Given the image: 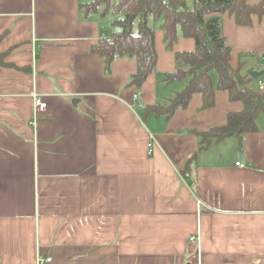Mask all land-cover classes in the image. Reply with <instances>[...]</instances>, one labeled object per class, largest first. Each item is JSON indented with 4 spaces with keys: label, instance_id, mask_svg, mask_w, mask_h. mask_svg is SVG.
Here are the masks:
<instances>
[{
    "label": "crops",
    "instance_id": "1",
    "mask_svg": "<svg viewBox=\"0 0 264 264\" xmlns=\"http://www.w3.org/2000/svg\"><path fill=\"white\" fill-rule=\"evenodd\" d=\"M90 1L0 0V264H264V114L242 149L213 142L183 173L200 142L190 130L225 124L242 103L217 91L202 109L195 93L169 119L142 116L139 103L166 105L187 85L164 74L195 40L180 33L169 49L157 26L156 72L138 88L136 58L106 70L91 51L113 20L85 13ZM251 18L226 12L223 32L262 70L264 15Z\"/></svg>",
    "mask_w": 264,
    "mask_h": 264
},
{
    "label": "trees",
    "instance_id": "2",
    "mask_svg": "<svg viewBox=\"0 0 264 264\" xmlns=\"http://www.w3.org/2000/svg\"><path fill=\"white\" fill-rule=\"evenodd\" d=\"M81 6L87 14L101 9L104 14L117 16L112 25L119 29L110 30L92 45L91 51L104 59L106 70H110L118 56L136 58L137 69L129 84L138 88L156 72L157 26L163 30L169 49L174 47L180 33L195 40L194 49L175 53L174 70L164 74L166 83L187 80V85L166 105L159 102L143 105L142 116L154 114L169 119L179 108L187 107L195 93L202 96V109L215 105L217 91H226L231 101L242 103V109L228 113L225 124L207 130H190L200 142L188 158L183 173L213 142L236 137L242 149L244 135L258 130L257 119L264 114V90L259 89L258 79L249 74L252 67L247 58L252 54L236 51L228 45L223 32V15L228 12L238 24L249 25L252 14L264 15V2L252 5L246 0H195L194 7L190 8L187 0H93ZM212 71L217 73L216 84Z\"/></svg>",
    "mask_w": 264,
    "mask_h": 264
},
{
    "label": "built area",
    "instance_id": "3",
    "mask_svg": "<svg viewBox=\"0 0 264 264\" xmlns=\"http://www.w3.org/2000/svg\"><path fill=\"white\" fill-rule=\"evenodd\" d=\"M263 59H264V55H263ZM258 87L260 90H264V76H261L258 78ZM140 96V92L137 91L135 94H134V99L135 100H138ZM34 102H35V109H44L46 107V102H43L41 100V98L37 95V94H34ZM140 107L143 106V104L139 103ZM152 147H153V143L150 142L149 143V152L151 153L152 152ZM236 165L237 166H240L242 168L246 167L247 164L245 163H242V162H236ZM191 241H198L199 240V237L198 236H192L190 238ZM53 261V257L50 256V255H42V254H38L37 256V264H51Z\"/></svg>",
    "mask_w": 264,
    "mask_h": 264
},
{
    "label": "water",
    "instance_id": "4",
    "mask_svg": "<svg viewBox=\"0 0 264 264\" xmlns=\"http://www.w3.org/2000/svg\"><path fill=\"white\" fill-rule=\"evenodd\" d=\"M106 34H108L109 33V31H106L105 32ZM249 74L253 77V78H255V79H258L259 77H261L263 74H264V70H255V69H253V68H250L249 69Z\"/></svg>",
    "mask_w": 264,
    "mask_h": 264
},
{
    "label": "rangeland",
    "instance_id": "5",
    "mask_svg": "<svg viewBox=\"0 0 264 264\" xmlns=\"http://www.w3.org/2000/svg\"><path fill=\"white\" fill-rule=\"evenodd\" d=\"M108 17H109V20H114L117 16H116V15H113V14L110 13V14L108 15ZM108 17H107V18H108ZM117 29H119V28H118V27H115V26H112V27L110 28V30H117ZM110 30H109V31H110ZM214 74H217V73L214 72ZM165 103H168V101H167V102L165 101Z\"/></svg>",
    "mask_w": 264,
    "mask_h": 264
}]
</instances>
